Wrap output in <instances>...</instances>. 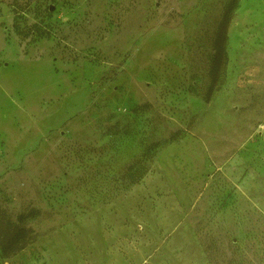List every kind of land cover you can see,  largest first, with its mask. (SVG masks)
<instances>
[{
	"label": "rangeland",
	"instance_id": "rangeland-1",
	"mask_svg": "<svg viewBox=\"0 0 264 264\" xmlns=\"http://www.w3.org/2000/svg\"><path fill=\"white\" fill-rule=\"evenodd\" d=\"M229 1L0 0V264H264V0L206 100Z\"/></svg>",
	"mask_w": 264,
	"mask_h": 264
},
{
	"label": "trees",
	"instance_id": "trees-1",
	"mask_svg": "<svg viewBox=\"0 0 264 264\" xmlns=\"http://www.w3.org/2000/svg\"><path fill=\"white\" fill-rule=\"evenodd\" d=\"M238 0H230L223 11V15L217 25V30L212 42L213 52L210 58L209 66V85L207 87L208 100L210 96L218 90L222 85L224 71L226 69L228 59H227V33L228 26L231 21V13L237 6ZM23 219L22 216H19ZM31 229L25 227H16L12 234L5 237H0V250L4 258L10 257L11 255L16 254V252L30 242L33 239Z\"/></svg>",
	"mask_w": 264,
	"mask_h": 264
},
{
	"label": "crops",
	"instance_id": "crops-1",
	"mask_svg": "<svg viewBox=\"0 0 264 264\" xmlns=\"http://www.w3.org/2000/svg\"><path fill=\"white\" fill-rule=\"evenodd\" d=\"M49 243H52L51 239H48L47 240ZM42 245V242L39 240V241H35V246L40 248V249H43V247H41ZM56 264H59V262H57Z\"/></svg>",
	"mask_w": 264,
	"mask_h": 264
}]
</instances>
